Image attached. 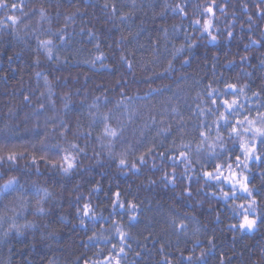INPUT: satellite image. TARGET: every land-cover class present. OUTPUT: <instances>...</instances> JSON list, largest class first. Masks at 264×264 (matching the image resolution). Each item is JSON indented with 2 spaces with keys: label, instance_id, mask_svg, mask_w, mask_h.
<instances>
[{
  "label": "trees",
  "instance_id": "obj_1",
  "mask_svg": "<svg viewBox=\"0 0 264 264\" xmlns=\"http://www.w3.org/2000/svg\"><path fill=\"white\" fill-rule=\"evenodd\" d=\"M5 2L22 5L23 10H0V17L14 15L18 18L12 32L0 30V139H7L6 147L0 144V156L8 152L24 153L25 156L14 164L4 162L0 166V184L11 176L19 177L26 186L35 181L48 188L53 198L44 204L46 209L52 210V215L38 216L35 198L30 193L24 197L30 204L23 215L38 228L24 229L20 235L11 230L5 237L3 232L9 229V222L0 225V264H106V260H111L112 264L117 261L119 264H160L164 258L170 264H185L182 257L191 254L199 257L201 252L205 253L206 264H221V261L223 264H264V220L260 219L264 217V197H257L255 229H230L229 225L240 222L234 218L230 205L242 203L244 198L226 205L204 195L200 189L211 193L214 188L205 186L203 179L192 181L191 198H181L179 194L184 191L186 181L177 180V187L172 188L165 185L161 177L174 167L181 172L182 166L176 167L167 159L161 161L158 155L163 153L167 157L166 149L171 147L173 139L177 144L181 140L175 132V121L180 117L170 114L173 106L179 108L185 121L191 122L196 117L190 114L186 104L199 103L197 95L204 98L203 92L210 83L213 88H223L224 83L247 84L251 89H245L248 97L264 88V66L260 63L264 60V47L255 45L247 51L244 49L250 37L260 40V33L264 32V20L256 14L254 7L259 0ZM185 2L191 5L185 8L188 19H182L166 7ZM105 4L114 6L115 14L112 7L105 8ZM244 5H248L247 12L243 10ZM209 6L213 7V13L202 15ZM41 8L47 19H42L38 11ZM248 16L252 17L253 31L241 32V26L248 27ZM209 18L214 34L218 36L214 42H209L207 36L201 38L190 26L192 19L203 23ZM174 25L180 27L173 31ZM60 30L64 31L67 43H62L55 35ZM228 30L234 34L232 39L226 37ZM89 32L94 36H89ZM186 34L199 46L181 54L177 49L186 46ZM37 37L53 41L55 47L51 59L44 50L37 48ZM245 55L250 58L251 66L239 62ZM122 56L128 63L121 60ZM213 56L219 58L213 59ZM185 60H190V64H184ZM38 72L40 77L36 75ZM242 72L249 75L244 76ZM45 77L51 85V95ZM65 95L70 97V105L76 109L68 116L64 101L60 99ZM97 97H106L109 101L106 104L101 101L98 111L109 113L108 123L124 130L123 142H115L112 151L118 154L128 149L126 159L129 163H137L139 174L130 168L117 167L109 158V150L96 139L101 135L103 125L89 129V112H97L96 107L90 106L97 104ZM50 101L55 102L54 109ZM41 104L44 111H38ZM200 106L204 107L203 104ZM69 116L73 131H77L75 121L79 120V131L91 132L90 137L82 139L71 133L67 135L68 141L79 144L87 152V156L78 157L80 170L70 181L57 177L45 167L43 157L58 160L60 154L42 150L40 144L45 141L66 148L67 142L60 137L59 130L54 132L52 129H58V121L54 118L68 119ZM150 117L163 122L151 127ZM146 124L148 128H145ZM169 125L173 135L158 137V129ZM183 139L187 142L193 136ZM161 142L165 147L159 146ZM107 143L109 141H103L104 145ZM154 146L155 153L148 157V149ZM141 154H145L148 161L144 166L136 160ZM30 156L41 161L38 168L42 175L35 174L36 167L32 166ZM153 163L157 168L162 165L163 170H153ZM250 167L254 174L250 182L264 189L261 183L264 177L256 174L264 171V163H253ZM97 185L103 191L94 194L91 189ZM77 186L78 190L73 191ZM116 192L120 193L119 199L126 208L131 202L143 209L135 214L137 220L131 223L128 220L133 215L131 212L118 211L111 216L124 234L123 243L112 223L105 219L95 223L85 220L81 226L76 208L72 206L76 197L82 194L86 199L81 204L91 203L97 217L108 218L112 205L109 197ZM16 195L18 193L0 197V213L4 212L3 205L16 207ZM61 215L63 221L59 219ZM17 223L23 224L25 219ZM50 232L55 234V239L48 236ZM92 236L96 239L90 241ZM114 246L115 252L112 251ZM121 247L122 253L119 252Z\"/></svg>",
  "mask_w": 264,
  "mask_h": 264
},
{
  "label": "snow or ice",
  "instance_id": "obj_2",
  "mask_svg": "<svg viewBox=\"0 0 264 264\" xmlns=\"http://www.w3.org/2000/svg\"><path fill=\"white\" fill-rule=\"evenodd\" d=\"M264 0H259L258 3L254 5L256 14L264 20ZM190 3L185 2L183 4L177 3L175 5H166L175 14L181 16L182 19H188V14L185 8L190 7ZM112 7L113 14L116 12L114 6L105 4V8ZM219 8V5H216ZM23 10L22 5H17L15 3L9 5L5 0H0V10ZM245 12L248 10V5H244ZM42 19H47L45 11L43 8L38 10ZM223 12L224 9L220 8ZM213 13V7L209 6L205 8L202 15H208ZM248 27L245 29L241 26L240 31L252 32V17L248 16ZM18 23V18L14 15H8L0 17V30H7L12 32L14 26ZM11 25L12 27H9ZM190 26L198 31L201 38L207 36L209 42H214L218 40V36L213 32V22L211 18L206 19L201 23L198 19H192L190 21ZM234 26V25H233ZM180 26L174 25L173 31H176ZM57 38L62 43H67L64 36V31L60 30L55 33ZM89 36H94L93 33L89 32ZM233 32L228 30L226 32V37L228 39L233 38ZM70 39V38H69ZM186 46L182 45L177 51L183 54L185 51H191L193 48L199 45L191 39L187 34L185 35ZM264 41V32L260 33V40L249 38L247 44L244 45L245 51L250 49L252 46L259 45L264 47L261 43ZM36 44L38 49L45 51L49 59L52 58V49L55 47L51 39L41 40L39 37L36 38ZM97 50L99 46L97 45ZM218 56H213V59H218ZM11 59V58H9ZM97 59L102 60L103 57H98ZM121 60L128 63L125 57H121ZM250 58L245 55L240 57V63H248L249 66ZM39 63V60L36 61ZM228 63H235V61H229ZM261 66H264V60L260 61ZM184 64H190V60H185ZM130 67V65H129ZM5 76L8 73H4ZM37 77L41 76V73H36ZM242 75L247 76L249 73L242 72ZM185 77H181L184 79ZM223 77H221V81ZM45 85L49 87V94L51 95V85L45 77ZM245 89L251 90L250 86L243 84L238 86L237 83H224L223 88L212 87V84L207 85L206 91L203 92V97L197 95V100L199 103L194 101L193 104H186V107L192 116H195L194 121H185L183 114L178 107L173 106L171 108V115L174 117H180L179 120L175 121V132L181 137L180 143L177 144L175 139H173L171 147L166 150L168 156L166 157L163 153H158L161 161L167 159L169 163L175 165L176 167L182 166V171L177 172L175 167L171 172H164L161 180L165 185L171 186L172 188L177 187V180L186 181L185 189L179 194L181 198L183 196L192 197L191 193V183L192 181L199 182V179H203L205 186H211L214 191L211 193L204 192L203 188L199 191L204 195H210L213 199L223 201L226 205L229 201H235L241 197L244 198L242 203H232L230 205V210L233 213L234 218L238 219L240 222L238 225H229L230 229L236 230H253L257 226V197H264V189L257 187L250 181L253 177V172L250 167L253 163H264V88L258 91L252 92V96L248 97L245 95ZM123 95V93H122ZM178 95V94H177ZM231 97L230 99L227 97ZM64 101L65 115L68 116L69 112L76 110L74 106L70 105V97L65 95L60 97ZM28 100V97H25ZM97 104L90 107H96L97 112L93 114L89 112L90 123L88 125L89 129L94 128L98 125H103L101 135L97 136L96 139L101 141L102 146L106 147L109 151L107 155L111 158L119 168H130L136 174H139V168L137 163H129L126 159L129 150L126 149L121 153H114L112 149L115 147V142H123V127L119 130L113 128L109 123L110 114L100 113L98 111L99 103H108L106 97H97ZM219 101V102H218ZM54 101H50V106L54 109ZM203 104L204 107L200 105ZM38 111H44V106L41 104ZM211 118V119H209ZM58 121V129L53 128L52 131H58L62 139L67 142V147L65 148L61 144L49 145L45 141H41V149H47L50 152L59 153L58 160H48L46 157L42 158V162L45 164L46 168L52 170L57 177L64 178L66 180H71L73 175L76 174L80 168L81 160L79 156H87V152L84 148H81L79 144L68 141L67 135L71 133L73 136L84 138L90 137V131H79L81 128L80 121H75V127L77 131H73V126L70 123L71 117L68 119L63 117L54 118ZM151 127H156L158 122L155 117H150ZM191 123V127H189ZM149 125H145L148 128ZM158 137L163 136L165 138L173 135L172 126L160 128L157 132ZM184 136H193V139L184 141ZM107 140L109 143L103 144V141ZM7 139H0V144L7 146ZM35 147V145H32ZM87 146V145H85ZM160 147H165L163 142L160 143ZM76 153V155H73ZM155 153V146L149 148L147 152L148 157H152ZM24 153L8 152L7 154L0 156V166L4 162L9 164H14L17 159H24ZM31 164L36 167V175H42L38 168V161L35 156H30ZM139 165L144 166L147 164V159L145 154H141L136 157ZM198 166V167H197ZM210 168L211 170H205ZM199 169V171H198ZM153 170H163V166L157 168L155 163H153ZM198 171V175L196 174ZM192 173V174H190ZM261 177H264V171L256 173ZM2 175V174H0ZM151 183V181H150ZM262 185H264V180H262ZM79 186L73 188V191H77ZM228 188L229 191L224 189ZM103 189L97 185L91 189L94 194H99ZM13 193H18L15 197L16 207L10 205H3L4 212L0 213V225L4 222H9V229L3 232L5 237L11 234V230H15L17 235L22 234L24 229H36L38 225L33 221L26 220L24 217V212L28 209L30 202L24 197L29 193L35 198V214L38 216L52 215V210L46 209L44 204L51 201L53 198V193L46 187H42L35 181H32L27 186L21 183L19 177L11 176L3 184H0V197L8 196ZM120 193H113L109 199L112 200L110 217L104 218L103 216L97 217L95 209L91 203H83L85 200L82 194L72 202V206L76 208V216L80 220L81 226H84L85 220H90L93 223L97 222L99 219H105L106 222H110L113 225L114 230L120 236L121 242L123 243L124 234L121 232L120 227L115 221L111 220V216H115L116 213H128L131 212L133 215L128 217L129 222H134L137 220L136 213L138 211H143V209L138 208L134 203L129 202L127 208L124 203L119 199ZM59 203V201H57ZM54 207V205H53ZM213 209H209L212 211ZM10 213V215H9ZM194 218V217H192ZM25 219V223L19 224L18 220ZM63 221L64 217L61 215L59 217ZM264 220V217H260ZM183 227V226H182ZM182 230V229H181ZM48 236L55 239L54 233H48ZM96 237H89V240H95ZM211 244V240L208 241ZM199 243V242H197ZM163 249H161L162 251ZM113 252L116 251L115 246L112 249ZM124 251L123 247L120 248L119 252ZM205 253L201 252L200 256L197 257L194 254L183 258L185 264H206L204 260ZM106 264H112L111 260H106ZM119 264V261L116 262ZM160 264H170L167 258L161 260ZM223 264V261H221Z\"/></svg>",
  "mask_w": 264,
  "mask_h": 264
}]
</instances>
